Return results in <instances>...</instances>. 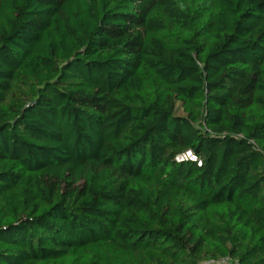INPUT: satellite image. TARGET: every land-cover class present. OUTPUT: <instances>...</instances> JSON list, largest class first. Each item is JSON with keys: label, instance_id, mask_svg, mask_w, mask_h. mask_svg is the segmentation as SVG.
Here are the masks:
<instances>
[{"label": "trees", "instance_id": "16d2710c", "mask_svg": "<svg viewBox=\"0 0 264 264\" xmlns=\"http://www.w3.org/2000/svg\"><path fill=\"white\" fill-rule=\"evenodd\" d=\"M223 259L264 264V0H0V264Z\"/></svg>", "mask_w": 264, "mask_h": 264}, {"label": "built area", "instance_id": "2783aa9c", "mask_svg": "<svg viewBox=\"0 0 264 264\" xmlns=\"http://www.w3.org/2000/svg\"><path fill=\"white\" fill-rule=\"evenodd\" d=\"M175 161L177 162L192 161V162H195L196 165L198 166L201 165V160L191 150H186L182 152L181 154L177 155L175 157Z\"/></svg>", "mask_w": 264, "mask_h": 264}, {"label": "rangeland", "instance_id": "374dc122", "mask_svg": "<svg viewBox=\"0 0 264 264\" xmlns=\"http://www.w3.org/2000/svg\"><path fill=\"white\" fill-rule=\"evenodd\" d=\"M176 113L178 115H181L182 114V109L180 108V104L177 103V109H176ZM203 264H230L226 259H223L219 262H210V263H203Z\"/></svg>", "mask_w": 264, "mask_h": 264}]
</instances>
